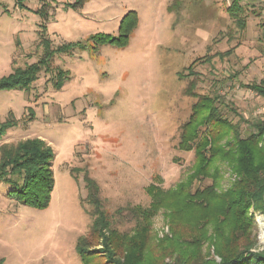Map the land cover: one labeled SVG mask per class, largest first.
<instances>
[{
	"label": "rangeland",
	"instance_id": "374dc122",
	"mask_svg": "<svg viewBox=\"0 0 264 264\" xmlns=\"http://www.w3.org/2000/svg\"><path fill=\"white\" fill-rule=\"evenodd\" d=\"M231 1L84 0L81 6L78 0H0V79L37 62L42 38L56 48L76 44L56 53L51 70H42L29 91H0V123L17 120L0 146L39 137L55 152L46 208L9 198L11 186L0 182L4 264H83L76 243L90 234L96 208L88 179L99 187L111 227L132 234L138 210L154 200L148 188L174 189L193 172L195 151L179 146L181 126L197 100L189 92L216 97L242 137L256 131L264 99L247 86L264 77V0L241 1L249 12L242 30L227 11ZM131 10L139 22L129 43H102L101 36L119 35ZM59 69L66 73L61 88L55 85ZM216 165L219 190H226L239 176L228 161ZM212 183L196 181L193 190ZM169 214L161 207L151 218L149 242L156 249L173 236ZM248 214L250 237L262 250L264 210L252 205ZM104 246L100 239L92 249ZM203 253L221 261L210 242ZM172 260L166 254L164 263Z\"/></svg>",
	"mask_w": 264,
	"mask_h": 264
},
{
	"label": "trees",
	"instance_id": "16d2710c",
	"mask_svg": "<svg viewBox=\"0 0 264 264\" xmlns=\"http://www.w3.org/2000/svg\"><path fill=\"white\" fill-rule=\"evenodd\" d=\"M18 1L22 5V0ZM241 1L232 0L227 8L240 30L246 28L249 16ZM77 3L82 6L84 0ZM138 22L137 11L131 10L122 19L118 36L104 35L99 39L102 43L125 46ZM75 45L66 43L56 48L49 38H42L38 43L43 49L40 59L25 67H16L2 77L0 91H29L42 70H51L55 54L70 52ZM192 68V65L188 67ZM57 76L55 85L61 88L66 73L59 69ZM247 87L264 99V77ZM189 93L197 100L188 120L181 126L179 146L195 151L193 172L174 189L164 191L156 185L148 188L154 200L149 208L138 210L139 223L132 234L111 227L100 205L99 187L88 179L90 200L96 208L90 234L80 236L76 243L83 264H264V249L259 250L256 240L250 237L254 223L248 214L252 205L264 210V120L255 124V132L242 137L237 125L223 115L216 97ZM16 125L17 120L13 118L1 122L0 138ZM54 156L53 147L39 137L2 144L0 182L11 186L9 198L35 208H46L55 186ZM219 161H228L239 176L226 190H219L222 178L216 165ZM208 178L213 180L211 185L193 190L196 181ZM161 207L170 209L173 236L162 238L156 249L149 242L151 218ZM100 239L105 250L92 249ZM206 242L214 247L220 262L202 255L207 254L203 253ZM153 254H163V257ZM166 254L173 257L172 262L164 263ZM0 264H4L3 258Z\"/></svg>",
	"mask_w": 264,
	"mask_h": 264
},
{
	"label": "bare ground",
	"instance_id": "6f19581e",
	"mask_svg": "<svg viewBox=\"0 0 264 264\" xmlns=\"http://www.w3.org/2000/svg\"><path fill=\"white\" fill-rule=\"evenodd\" d=\"M261 240L264 243V230L262 231Z\"/></svg>",
	"mask_w": 264,
	"mask_h": 264
}]
</instances>
